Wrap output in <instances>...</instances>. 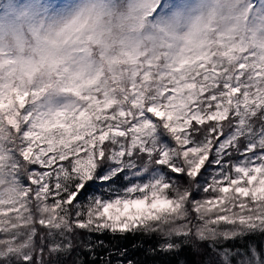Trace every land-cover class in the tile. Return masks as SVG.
<instances>
[{
	"label": "snow or ice",
	"instance_id": "obj_1",
	"mask_svg": "<svg viewBox=\"0 0 264 264\" xmlns=\"http://www.w3.org/2000/svg\"><path fill=\"white\" fill-rule=\"evenodd\" d=\"M0 264H264V0H0Z\"/></svg>",
	"mask_w": 264,
	"mask_h": 264
},
{
	"label": "trees",
	"instance_id": "obj_2",
	"mask_svg": "<svg viewBox=\"0 0 264 264\" xmlns=\"http://www.w3.org/2000/svg\"><path fill=\"white\" fill-rule=\"evenodd\" d=\"M104 239H105V240H109L110 238H109V237H107V236H105V237H104ZM131 239H132V238L130 237V238H129V240H131ZM189 259H195V258H194V257H191V256H189Z\"/></svg>",
	"mask_w": 264,
	"mask_h": 264
}]
</instances>
